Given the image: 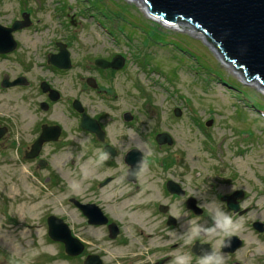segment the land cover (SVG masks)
Masks as SVG:
<instances>
[{
    "label": "rangeland",
    "instance_id": "obj_1",
    "mask_svg": "<svg viewBox=\"0 0 264 264\" xmlns=\"http://www.w3.org/2000/svg\"><path fill=\"white\" fill-rule=\"evenodd\" d=\"M24 3L4 0L0 13L7 14L0 20L8 21ZM28 3L38 21L18 36L17 54L30 60L21 64L15 54L0 58V72L24 74L34 82L46 77L56 84L62 97L51 113L61 110L63 132L61 141L46 144L38 158L24 159L35 120V86L0 89V121L11 128L10 144L0 147V264H82L83 258H61V243L47 235L50 214L63 218L86 244V252L102 254L105 264H150V259L143 263L137 255L144 243L139 230L153 231L150 206L157 176L166 175L165 170L217 171L223 167L242 171L252 184L264 187V92L255 82L232 72L201 33L153 21L134 0ZM56 40L66 44L71 67L52 73L45 66V54L54 51ZM114 54L125 57L123 68L95 69L96 58ZM88 76L99 87L86 85ZM74 98L89 115L102 114L107 137L116 147L122 151L137 147L145 154H156L147 156L150 161L172 160L173 165L144 168L139 179L144 192L141 196L133 193L119 166L104 168L91 136L79 131L71 107ZM176 107L180 116L173 114ZM124 112L133 115L129 126L122 118ZM208 120L210 126L205 125ZM162 132L173 139L166 151L156 147L155 136ZM37 159L47 165L40 167ZM106 175L114 178L98 189L100 183L95 180ZM71 196L103 208L118 221L119 237L107 239L105 226L88 224L68 201ZM133 208L138 211L134 218L129 216Z\"/></svg>",
    "mask_w": 264,
    "mask_h": 264
},
{
    "label": "flooded vegetation",
    "instance_id": "obj_2",
    "mask_svg": "<svg viewBox=\"0 0 264 264\" xmlns=\"http://www.w3.org/2000/svg\"><path fill=\"white\" fill-rule=\"evenodd\" d=\"M3 1L4 0H0V4ZM25 1L28 3V0ZM26 3H24L20 9H18V12L16 11L15 13H12V15L8 18V21L0 20L1 27L10 28L15 21L22 20L23 13L28 14L29 16L30 23L27 27L12 31L13 39L16 42L15 49L6 53H0V58L2 59H8L11 55L15 54V61L21 64L24 63V61H29L30 57L27 56V59L24 60L22 56L17 54L20 47L18 36L24 31H29L34 26L35 21H38L36 20L37 18H34V11H32L31 8H28V6H31V4L28 3V5ZM3 12L0 13V17L2 18L4 14H7V12L4 14ZM58 43L61 44V42H58L57 40L53 41V45H55L56 48L53 52H47L45 54V56L47 55L45 59V66L50 68L52 73L65 70L49 63V58L51 55L56 54L59 51ZM109 59H111V57L108 58V60ZM95 69L98 68L95 67ZM89 77L91 76H88L87 78ZM17 78H24L26 83L2 87V82L4 79L7 83H9L16 80ZM87 78L85 79L86 85L92 89L99 87V84L94 77L91 78H93L95 84L97 85L95 88L91 87L87 83ZM32 85L35 86L32 97V115L35 116V120L33 121V127L31 128L30 142H28L26 149L23 151V158H25V152L30 149L31 144L40 135L43 125L58 128L59 135L56 141H48L43 143L42 148L51 142L61 141V134L63 132V128H61V110L55 114L51 113L54 105L59 103L62 97L61 90L56 84H54L48 78L46 79V77L43 79L40 78L34 82L33 79L28 78L24 74L12 76L8 72H0V89L2 90H10L14 88L23 89L29 88ZM53 96H56V99H52ZM74 99L71 101V107ZM42 106H45L46 108L44 109ZM82 107V113H79L72 108L78 117L79 131L87 133L91 136L90 140L95 144V148H99V152L102 154L101 157L105 155L107 156V159L103 161L104 163L102 162L104 168H116L119 166V171L124 175L125 181L134 187V190H132L133 193H138L141 191L143 194L144 192V190H141L142 188H140L139 184L140 175L144 168L150 171L153 170L154 166L156 168H159V166L167 168L173 165L174 161L172 160L150 161L149 157L147 156H156V154H145L137 147H131L122 151L120 148L116 147L107 137L105 124L103 122L104 117H102V114L91 116L86 112L83 105ZM28 109L30 110V108ZM83 114L87 115L90 119L97 121L102 133V139H100L96 133L84 130L81 127V119ZM131 117L132 118L130 121H126L128 126L129 124L131 125V122L134 120L133 115H131ZM0 127L5 128V133L0 138L1 147V145L6 146L10 144L9 137L11 128L8 126V124H6V122H3V120L2 122L0 121ZM155 142L157 149L161 150L164 148L166 151V148L169 147L168 144H159L156 140ZM156 147L154 146V148ZM132 149H137L141 153L142 160L139 170L135 173L134 181H130L127 178L130 164L126 162V154ZM39 154L36 156L37 158L39 157ZM35 158L27 160H35ZM40 161L42 163L45 162L43 159H37V164L39 166H41ZM115 163H117V166ZM165 171L166 175L157 176V191L154 193V202H152L150 206L153 209V231L144 232L145 230L142 228L139 230V234L142 236L144 241L142 245L143 251H141V254H137L139 255V260H142L143 263H147V260L150 259V264H173V261L177 256L186 254L190 256L191 264H200L203 258L202 256L211 253L212 249L216 250L218 248L216 241L219 238L217 237L210 239L205 235L203 238H197L191 243H187L186 232L190 226L197 223H200L203 228L211 226L213 221L209 217V209L214 206H219L225 213H227L229 217H231L235 225L233 236L229 238L230 242H226L225 246L220 249L224 264H264V201H261L264 200V187L258 186L257 182L252 184V182L248 180L249 178L245 176L244 172L242 171H226L223 169V167L217 171ZM113 178V175H106L101 180H95L100 183L98 189L108 184ZM193 192H195L196 195H192ZM130 195H132V193ZM71 197L68 198V201L82 213L76 204L70 200ZM73 198L80 203H93L98 206V204L95 202H83L76 197ZM210 199L215 201H208ZM101 210L103 215L108 219L107 223L102 225H91L105 226L107 231L106 238L111 240L117 239L121 233L119 224H117V234L115 237H110L108 225L113 221H118L107 216V214H105L103 211V208H101ZM86 220L88 223L87 218ZM61 248V258H79L80 260L83 258L82 264H84L87 256L95 255L98 257L100 264H105L102 254L95 251L91 253L86 252L85 243L83 251L74 257H69L65 254L63 243H61Z\"/></svg>",
    "mask_w": 264,
    "mask_h": 264
},
{
    "label": "water",
    "instance_id": "obj_3",
    "mask_svg": "<svg viewBox=\"0 0 264 264\" xmlns=\"http://www.w3.org/2000/svg\"><path fill=\"white\" fill-rule=\"evenodd\" d=\"M134 2L144 7L150 15L163 20L161 24L167 27L168 24L175 25L181 21L190 22L195 30H200L202 39L212 47L223 62L231 67L232 72L238 73L246 82H255L264 88V0H134ZM29 23L28 14L23 13L22 20L15 21L12 27L6 28L0 25V53L15 49L16 42L12 31L27 27ZM58 48V53L51 55L49 62L61 69H69L71 60L66 44L58 43ZM94 64L101 69L120 70L125 64V57L114 54L110 60L96 58ZM25 83L24 78H17L9 83L4 79L2 87ZM87 83L93 88L97 86L92 78H88ZM52 99H56V96ZM72 108L79 113L83 112L78 99L73 100ZM173 113L175 116H180L181 112L176 107ZM131 118L129 112L123 114L125 121H130ZM211 123L212 121L208 120L205 125L210 126ZM81 127L96 133L102 139L97 121L85 114L81 119ZM4 133L5 128L0 127V138ZM58 135V128L43 125L40 135L25 152L24 157L35 158L43 143L56 141ZM155 140L159 144L171 145L173 142L172 137L166 132L158 133ZM126 156V162L130 164L127 178L134 181L135 173L142 164L141 153L137 149H132ZM40 165H43L41 161ZM70 200L82 211L89 224L107 223V218L99 206L93 203H80L74 198ZM46 223L48 236L54 241L63 243L67 255L75 256L83 251V242L72 233L62 218L49 215ZM108 228L110 237H115L116 224L111 223ZM84 264H100V261L97 256L89 255Z\"/></svg>",
    "mask_w": 264,
    "mask_h": 264
},
{
    "label": "clouds",
    "instance_id": "obj_4",
    "mask_svg": "<svg viewBox=\"0 0 264 264\" xmlns=\"http://www.w3.org/2000/svg\"><path fill=\"white\" fill-rule=\"evenodd\" d=\"M107 159V156L101 157L100 162L102 163ZM192 195H196L193 192ZM215 201V200H208ZM209 217L213 221L211 226L207 228H203L200 223L192 225L187 230V243H191L193 240L197 238H203V236H207L210 239L219 238L216 242L218 248L216 250L211 251V253L205 254L202 256V260L200 264H224L223 256L220 252V249L225 246L226 242H230L229 238L233 236L235 231V225L231 217L227 215L223 211V209L219 206H214L209 209ZM173 264H191V258L188 255H179L173 261Z\"/></svg>",
    "mask_w": 264,
    "mask_h": 264
},
{
    "label": "bare ground",
    "instance_id": "obj_5",
    "mask_svg": "<svg viewBox=\"0 0 264 264\" xmlns=\"http://www.w3.org/2000/svg\"><path fill=\"white\" fill-rule=\"evenodd\" d=\"M143 9L145 10V12H146V14L148 15V17L151 19V20H153V21H157V22H159V23H163L164 21L163 20H161V19H159L158 17H156V16H154V15H150L149 14V12L143 7ZM185 22H178V24H175V25H173V24H168V26L169 27H182V28H186L187 30H189L191 33H194V34H197V33H200V30H195V28H194V26L191 24H188L187 23V21H186V23L184 24ZM190 23V22H189ZM167 25V24H166ZM187 27H186V26ZM189 25V26H188ZM184 26V27H183ZM257 85V87H259L260 89H262L263 90V92H264V88H262V87H260V85H258V84H256ZM125 193H127V191H125L123 194H125ZM136 194V193H135ZM141 194V192H138L136 195H140ZM132 196V195H131ZM133 212H135V214H132ZM138 214V211L136 210V209H130L129 210V216H131L132 218H134L136 215Z\"/></svg>",
    "mask_w": 264,
    "mask_h": 264
},
{
    "label": "trees",
    "instance_id": "obj_6",
    "mask_svg": "<svg viewBox=\"0 0 264 264\" xmlns=\"http://www.w3.org/2000/svg\"><path fill=\"white\" fill-rule=\"evenodd\" d=\"M245 100L250 102V99L248 97L243 96Z\"/></svg>",
    "mask_w": 264,
    "mask_h": 264
}]
</instances>
